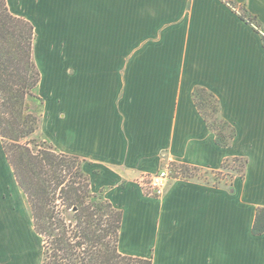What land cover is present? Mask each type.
Returning a JSON list of instances; mask_svg holds the SVG:
<instances>
[{
  "label": "crops",
  "instance_id": "1",
  "mask_svg": "<svg viewBox=\"0 0 264 264\" xmlns=\"http://www.w3.org/2000/svg\"><path fill=\"white\" fill-rule=\"evenodd\" d=\"M232 1L264 31V0ZM7 4L34 25L48 74L41 133L82 159L92 191L122 211L120 252L152 264H264V234H253L264 208L262 33L224 0ZM197 87L220 100L236 129L231 146L216 142ZM230 158L247 161L244 177H184L160 198L137 183L168 163L219 171ZM29 212L0 139V264H42L34 226L41 246L30 250Z\"/></svg>",
  "mask_w": 264,
  "mask_h": 264
},
{
  "label": "trees",
  "instance_id": "2",
  "mask_svg": "<svg viewBox=\"0 0 264 264\" xmlns=\"http://www.w3.org/2000/svg\"><path fill=\"white\" fill-rule=\"evenodd\" d=\"M224 1L262 31L257 17L232 0ZM36 39L34 25L14 15L7 0H0V139L42 240V264H152L151 258L120 252L122 211L92 191L82 159L60 153L41 133L44 101ZM193 98L216 142L231 146L236 129L222 118L220 100L203 87L195 88ZM246 166L243 158L226 159L219 171L174 165L185 178L207 176L217 185L236 175L244 177ZM253 234H264L263 207L256 211Z\"/></svg>",
  "mask_w": 264,
  "mask_h": 264
},
{
  "label": "built area",
  "instance_id": "3",
  "mask_svg": "<svg viewBox=\"0 0 264 264\" xmlns=\"http://www.w3.org/2000/svg\"><path fill=\"white\" fill-rule=\"evenodd\" d=\"M254 25V24H253ZM257 29V27L254 25ZM260 31L259 29H257ZM264 36V32L260 31ZM184 179L183 174L177 171L172 164H167L155 174H145L137 179L145 194L151 197H163L172 181Z\"/></svg>",
  "mask_w": 264,
  "mask_h": 264
},
{
  "label": "rangeland",
  "instance_id": "4",
  "mask_svg": "<svg viewBox=\"0 0 264 264\" xmlns=\"http://www.w3.org/2000/svg\"><path fill=\"white\" fill-rule=\"evenodd\" d=\"M36 56V60L39 64V61L41 62V56L40 55H35ZM41 73L43 72V82L41 83V88H40V92L41 91H45L46 88H50V85L48 84V74H47V71L45 69V67L43 66V64L41 63ZM27 141V140H25ZM36 141L38 144H41L43 139L40 138L39 136L36 137ZM234 167H238V165L234 166ZM176 168V167H175ZM179 170V169H178ZM177 170V171H178ZM23 197V196H22ZM23 200V198H22ZM20 201L21 204L23 205V207L25 208V200L23 201ZM27 222H28V225H29V232H30V235H29V245H30V250H33V251H36L38 247L41 246V240L39 239V237H36V241L32 242L31 240V237H32V232H33V223H32V218H31V213L29 212V215H28V218H27Z\"/></svg>",
  "mask_w": 264,
  "mask_h": 264
}]
</instances>
